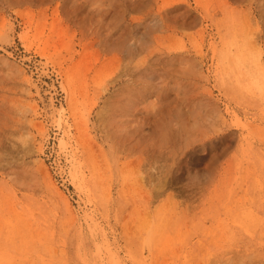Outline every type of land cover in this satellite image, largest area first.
I'll return each mask as SVG.
<instances>
[{"label": "rangeland", "instance_id": "rangeland-1", "mask_svg": "<svg viewBox=\"0 0 264 264\" xmlns=\"http://www.w3.org/2000/svg\"><path fill=\"white\" fill-rule=\"evenodd\" d=\"M0 264H264V0H0Z\"/></svg>", "mask_w": 264, "mask_h": 264}]
</instances>
